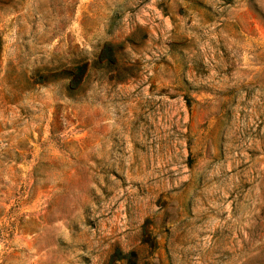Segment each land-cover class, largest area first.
<instances>
[{
    "label": "rangeland",
    "instance_id": "1",
    "mask_svg": "<svg viewBox=\"0 0 264 264\" xmlns=\"http://www.w3.org/2000/svg\"><path fill=\"white\" fill-rule=\"evenodd\" d=\"M129 253L264 264V0H0V264Z\"/></svg>",
    "mask_w": 264,
    "mask_h": 264
},
{
    "label": "trees",
    "instance_id": "2",
    "mask_svg": "<svg viewBox=\"0 0 264 264\" xmlns=\"http://www.w3.org/2000/svg\"><path fill=\"white\" fill-rule=\"evenodd\" d=\"M99 60L103 61L105 64H112L114 61L113 58V50H112V46L106 44L104 46V48L102 49V51L99 54ZM81 70L79 72L76 73V76H81ZM132 257H135L134 253H129L127 256H125V261L126 264H137L136 259L132 260Z\"/></svg>",
    "mask_w": 264,
    "mask_h": 264
}]
</instances>
